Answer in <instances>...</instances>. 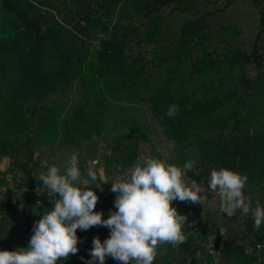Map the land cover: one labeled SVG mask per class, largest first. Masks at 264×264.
Segmentation results:
<instances>
[{
    "label": "trees",
    "instance_id": "1",
    "mask_svg": "<svg viewBox=\"0 0 264 264\" xmlns=\"http://www.w3.org/2000/svg\"><path fill=\"white\" fill-rule=\"evenodd\" d=\"M217 1L203 0L206 5ZM250 1L261 11L264 26V0ZM172 4L180 13L196 12L199 5L198 0H0V159H13L10 171L17 188H10V202L0 199V244L7 245L0 251L26 247L34 223L58 198L37 179V147L74 145L109 132L107 112L113 110L119 134L104 157V168L116 174V166L123 172L136 162L138 143L148 140L149 133L140 115L131 116L120 104L124 100L146 99L163 132L175 142L176 158L170 163L183 167L195 161L187 176L207 190V197L219 195L208 188L211 170L227 168L248 177L244 194L264 207L260 34L247 52L235 41L240 28L214 33L207 15L166 29L163 10ZM158 41L165 48L157 61L145 52L129 53L132 44L141 48ZM220 45L224 53L218 51ZM253 61L259 68L254 80L238 70ZM76 83L84 90L82 101L67 115ZM171 105H179L174 118L165 115ZM6 181L0 171V186ZM16 197L22 199L21 210L12 200ZM182 215L188 218L185 210ZM188 219L185 242L175 249L158 247V253L166 254H158L153 264H184L188 259L190 264H264V223L256 230L251 212L247 232L232 242L216 236L212 220ZM77 236L78 253L57 264H87L94 237L103 242L110 230L94 226L78 230ZM257 245L259 252L254 251ZM105 264L120 262L106 257Z\"/></svg>",
    "mask_w": 264,
    "mask_h": 264
},
{
    "label": "clouds",
    "instance_id": "2",
    "mask_svg": "<svg viewBox=\"0 0 264 264\" xmlns=\"http://www.w3.org/2000/svg\"><path fill=\"white\" fill-rule=\"evenodd\" d=\"M179 105H171L166 116L174 118ZM142 162V163H140ZM95 163V162H93ZM196 162L189 160L183 167L168 162V153L162 158L141 155L138 162L119 175L113 177L111 191L117 194L114 201L116 211L104 219L103 212L94 211L99 197L90 188L80 184L95 183L97 171L89 167L87 179L81 180L78 154L73 153L64 161V168L48 167L37 179L47 188L50 195L58 197L50 201L52 209L34 223L30 241L26 247L15 251H0V264H57L68 260L79 251L77 230L87 231L94 226L110 230L109 238L103 242L94 237L90 251L91 260L87 264H105L106 257L120 264H153L161 245L177 248L186 240L184 225L187 216L180 214L173 201L192 204H208L201 195L203 189L195 182L187 180V173L193 171ZM199 175V172H195ZM248 177L227 168L212 169L208 188L219 192V207L229 217L237 211L247 215L251 212L254 228L259 230L264 223V207L244 194ZM98 185L96 188H99ZM101 191L103 189L101 188ZM257 247H261L257 245Z\"/></svg>",
    "mask_w": 264,
    "mask_h": 264
},
{
    "label": "rangeland",
    "instance_id": "3",
    "mask_svg": "<svg viewBox=\"0 0 264 264\" xmlns=\"http://www.w3.org/2000/svg\"><path fill=\"white\" fill-rule=\"evenodd\" d=\"M228 1L229 0H219L217 2H213L212 4L206 5L203 0H198L199 5L197 8H195L197 9V11L187 13H180L179 11L174 9L175 4H172L171 6L166 7L163 10L165 17V28L173 30L175 28H179L188 19H196L197 17H200L202 15H207L209 28L214 33L229 26H236L240 28L241 34H239L235 41L240 44L247 52L251 51L256 42V38L260 34L258 44L260 47V51L264 52V26H262L261 24V11L259 10V8H257L250 0H233L231 4H228ZM219 44L220 43L217 42V45ZM160 45H162L163 47L159 48ZM164 48L165 42L163 41H158L147 45L142 44L141 48H137L132 44V47L129 49V53L131 52L137 55L138 52H145L148 58H155V61H157V53L159 51H162ZM218 51L224 53L225 47L220 45ZM244 69L245 70L242 71L243 68H238L240 72H244L253 80L256 78V75L259 71V68H257V66L255 65V61L248 64V66H246ZM83 91L84 90L83 88H81L80 83H76L75 90L71 94L70 106L66 111L67 115L73 112L75 106L79 101H82L81 99L83 96ZM145 100L146 99L138 98L132 102L124 100L122 103H120L123 105V107L127 108V110L129 109L128 113L131 116H133L135 113L138 116L140 115L141 124L142 126H144V128L146 127L145 130L149 133L148 140H140L138 143L139 154L137 155L136 162L134 164L138 162V157L141 155L151 156L154 158H162V153L165 152L168 153V162L170 163V160L172 158H176V153L174 151L175 142L169 139L163 132L162 126L159 124L158 119L151 113L149 104ZM110 104L112 106V101L110 102ZM116 113L117 112L113 110H108L107 112L109 132H103L100 136H95L91 140H81L74 145H65L60 142L58 146L54 148L37 147L35 149V158L39 162V174L41 172H44L45 168L53 165L60 167L61 171H63L64 161L67 160L73 153L78 154L79 167L82 172V181L87 179L86 173L89 167L94 168L97 173H99V179L97 180V182L89 183L86 185L81 183L80 185H91L92 187H97L98 185H100V187H107L109 191H107L106 194H109L113 197L109 199L110 201L104 207H99L100 212L105 213L103 216L104 219L109 218L110 212L116 211L114 207V195L116 193H113L111 191L109 184L113 181V177L118 173L114 174L113 171L108 173L104 168V157L111 152L110 146L114 144V139L119 134V123H117V119L115 118ZM117 116L120 118L121 114ZM111 127H113V130H111ZM128 142H133V140L129 139ZM134 164L127 166L123 172L119 173V175L123 176L124 173ZM173 164L178 166L179 163L174 162ZM12 165V158L3 157L0 159V171L2 172V175H5L7 180L6 182H8L0 186V199L4 204L10 202L11 197L13 196V191H17L15 183L13 182L15 180L14 174L10 171ZM187 180L189 183L193 181L188 176ZM198 185L203 189L201 195L207 197V190L200 184ZM10 188L13 191H9ZM96 189L98 190V188ZM20 194L21 193H19V195ZM245 195L251 196L249 193ZM207 198L211 202L210 205L192 204L190 202H180L178 200L173 201L172 204L180 214H182L185 210L189 218L188 221L191 223L199 222L200 219L202 220L203 218L212 220V224L214 225L213 228H215V231L217 232L216 236L223 235L226 240H229L231 242L236 240L238 234L247 232V228L245 226L247 215H245L242 210L238 212L237 218L225 219L219 207V195L215 196V198ZM12 200L15 204L18 205V208L20 210L23 209L24 205L22 199L18 200V197H16L14 199L12 198ZM254 205L255 201H253V207ZM107 207L110 208L108 212H106ZM95 227L97 229H100L102 226ZM1 229H3V227ZM2 231H4V229ZM212 239L213 238L211 235V238L209 240L212 242ZM165 246L166 244L159 246V248L164 250ZM261 248L262 247H257L254 251L259 252Z\"/></svg>",
    "mask_w": 264,
    "mask_h": 264
},
{
    "label": "flooded vegetation",
    "instance_id": "4",
    "mask_svg": "<svg viewBox=\"0 0 264 264\" xmlns=\"http://www.w3.org/2000/svg\"><path fill=\"white\" fill-rule=\"evenodd\" d=\"M112 182H110V184H109V182H108V184H109V186H110V188L112 187V184H111ZM101 188L103 189V191H101ZM93 190H96V194H97V196L99 197V200H98V203H97V205L96 206H98V207H100V208H102V207H104L110 200L109 199H111L113 196H111V195H109V194H106V192L107 191H109L108 189H107V187L106 186H101L100 188H98V190L96 189V187H93L92 188ZM117 197V194H115L114 195V198L116 199V197ZM107 201V202H106ZM106 202V203H105ZM109 207V206H108ZM106 208L107 209V211L106 212H108L109 210V208ZM100 208H99V210H100Z\"/></svg>",
    "mask_w": 264,
    "mask_h": 264
},
{
    "label": "water",
    "instance_id": "5",
    "mask_svg": "<svg viewBox=\"0 0 264 264\" xmlns=\"http://www.w3.org/2000/svg\"><path fill=\"white\" fill-rule=\"evenodd\" d=\"M83 23L84 24H86V22L85 21H83ZM95 192H96V190H94ZM94 211H97V212H100V210H99V207L98 206H96V208L94 209ZM222 215H223V217L225 218V219H235V218H237V216H238V211L234 214V215H232V216H228L226 213H222ZM79 230V229H78ZM77 230V231H78ZM184 264H190V259H188Z\"/></svg>",
    "mask_w": 264,
    "mask_h": 264
},
{
    "label": "crops",
    "instance_id": "6",
    "mask_svg": "<svg viewBox=\"0 0 264 264\" xmlns=\"http://www.w3.org/2000/svg\"><path fill=\"white\" fill-rule=\"evenodd\" d=\"M1 246H0V250H2V249H4L6 246H4V244L2 245V244H0Z\"/></svg>",
    "mask_w": 264,
    "mask_h": 264
}]
</instances>
